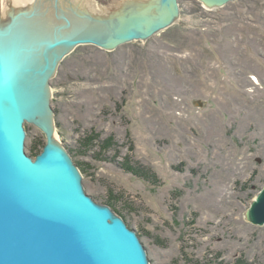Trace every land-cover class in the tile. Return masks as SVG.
<instances>
[{
  "label": "rangeland",
  "instance_id": "374dc122",
  "mask_svg": "<svg viewBox=\"0 0 264 264\" xmlns=\"http://www.w3.org/2000/svg\"><path fill=\"white\" fill-rule=\"evenodd\" d=\"M179 3V22L148 42L81 46L62 62L52 80L58 140L150 264H264V226L246 217L264 187V0ZM25 129L36 158L47 138ZM109 138L116 146L104 151ZM127 157L156 182L126 172Z\"/></svg>",
  "mask_w": 264,
  "mask_h": 264
},
{
  "label": "water",
  "instance_id": "95a60500",
  "mask_svg": "<svg viewBox=\"0 0 264 264\" xmlns=\"http://www.w3.org/2000/svg\"><path fill=\"white\" fill-rule=\"evenodd\" d=\"M209 10L237 0H197ZM100 7V8H99ZM35 0L0 17V264H150L136 230L89 195L62 142L52 80L81 46L109 52L148 42L177 24L179 0ZM47 138L33 158L25 124ZM264 226V187L246 214Z\"/></svg>",
  "mask_w": 264,
  "mask_h": 264
},
{
  "label": "trees",
  "instance_id": "16d2710c",
  "mask_svg": "<svg viewBox=\"0 0 264 264\" xmlns=\"http://www.w3.org/2000/svg\"><path fill=\"white\" fill-rule=\"evenodd\" d=\"M88 142L90 143L91 139H89ZM114 146H116V143L114 142V139L112 138L106 139L102 141L100 144V148L104 151H107L108 149L113 148ZM77 165L79 166V164ZM122 167L124 168L126 172L131 173L136 177H139V178L151 181V182H156L155 180L157 179V177L150 169H146L138 164H134L130 157H127L125 159V161L122 163ZM109 202H113V201H109Z\"/></svg>",
  "mask_w": 264,
  "mask_h": 264
},
{
  "label": "bare ground",
  "instance_id": "6f19581e",
  "mask_svg": "<svg viewBox=\"0 0 264 264\" xmlns=\"http://www.w3.org/2000/svg\"><path fill=\"white\" fill-rule=\"evenodd\" d=\"M35 0H7L5 3L6 5L2 3V0H0V17L6 19L8 14L12 11L18 10V9H23L26 7H29L31 4L34 3ZM82 2L84 5H88L91 7H99L97 6L94 2L90 0H76ZM100 8V7H99ZM54 140L57 142H60L58 140L57 133L54 135Z\"/></svg>",
  "mask_w": 264,
  "mask_h": 264
}]
</instances>
